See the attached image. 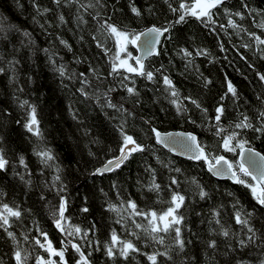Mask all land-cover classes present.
<instances>
[{
  "label": "trees",
  "instance_id": "trees-1",
  "mask_svg": "<svg viewBox=\"0 0 264 264\" xmlns=\"http://www.w3.org/2000/svg\"><path fill=\"white\" fill-rule=\"evenodd\" d=\"M179 2L0 0V152L8 161L0 170V210L6 203L21 212L19 219L9 217L8 231L16 240L0 228V264H16V250L27 256L24 264H36L38 257L62 264L35 243L39 239L47 247L42 233L53 248L64 251L66 264L79 260L72 244L81 247L91 264H151L148 254L165 251L171 259L158 256L157 264L264 261V208L251 189L213 177L202 159L171 154L156 143L152 131L195 133L211 162L223 155L241 179L254 184L239 172L240 148L227 152L222 143L224 136L238 132L236 140L264 155V131L253 130L264 126L260 117L264 81L259 78L264 75V44L255 38L264 40V0H225L212 9L214 16L207 23L190 15L177 23L179 13L171 8H178ZM89 4L94 6L86 7ZM132 5L140 16L132 13ZM109 17L130 39L151 26L168 28L157 52L143 62L144 69L153 73L152 80L125 68L113 72L112 64H118L115 38L98 31L100 22ZM230 18L238 27L229 25ZM94 35L111 51L97 47ZM125 48L121 59L126 57L139 69L134 44ZM164 76L172 81L177 97L171 96ZM229 82L235 97L228 93ZM128 87L134 94L127 92ZM25 100L28 105L21 107ZM109 101L117 108L108 107ZM220 105L224 113L219 128L225 131L217 135ZM30 106L36 109L39 135L25 127ZM243 116L253 127L235 129ZM121 125L145 150L132 153L112 171L96 174L98 167L119 154ZM43 152L52 159L38 155ZM153 182L159 189L152 187ZM201 190L206 193L203 198ZM174 193L185 197L178 209L183 220L177 225L183 251L175 245L174 232L145 231L150 217L134 215L128 206L134 202L142 213L160 214L171 205ZM62 201L63 231L55 225ZM237 213L248 225L236 222ZM77 227L80 233L74 231ZM248 227L255 231V243L241 247L239 241L251 235ZM224 229L227 237L222 235ZM113 232L120 240L132 241L139 252L125 259L119 255L122 245L117 244L116 255L109 258L105 245ZM153 236H163L164 244ZM212 240L214 248L209 247Z\"/></svg>",
  "mask_w": 264,
  "mask_h": 264
},
{
  "label": "snow or ice",
  "instance_id": "snow-or-ice-1",
  "mask_svg": "<svg viewBox=\"0 0 264 264\" xmlns=\"http://www.w3.org/2000/svg\"><path fill=\"white\" fill-rule=\"evenodd\" d=\"M78 2V0H76ZM97 3L100 2V0H96ZM225 2V0H181L179 2L178 8H171V11L174 13H179L177 23L182 22L185 20L186 16H192L195 17L197 20H201L202 22L207 23L208 21L212 20V17L214 16V13L212 12V9L218 8L220 5H222ZM55 3L59 4L60 0H55ZM94 5H87L86 7H93ZM246 7V5H245ZM47 11V9L45 10ZM131 11L136 16H140V10L135 7L134 5L131 6ZM227 11V10H225ZM99 14H97L98 16ZM235 16L243 18L241 12L234 13ZM61 21H63V16L60 17ZM110 17L107 19H104L103 22H100L98 31L102 33H107L108 36L115 38V44L117 47V51L115 53V61H118L117 63L112 64V70L115 72L117 68H125L130 73H138L139 75H144L148 80L153 79V73L151 71H146L144 69L143 63L140 61L139 58H136V63L140 66L139 69L136 67H133L128 63V59H121V53L126 50L125 46L129 43L135 44L138 40H140L141 36H144V46L148 48L149 52L152 51L154 45L159 42V37L162 36L165 32L168 31L167 27L159 28V27H151L148 28L145 32H141L138 35L137 34H131V39L129 38L130 34L118 27L117 25L110 22ZM214 22V21H212ZM229 25L233 27H238L236 23L230 18L228 20ZM223 27V25H221ZM25 35H28V33H24ZM254 35V34H252ZM259 43L264 44V40H261L259 37H255ZM93 40L96 41L97 47H100L104 49L105 53L108 51H111V49L105 48L104 44L101 42L100 39L97 38V36H93ZM61 43H66L64 41H61ZM186 55H191V53L185 52ZM200 54V53H197ZM131 58V57H129ZM0 71H3L2 68H0ZM61 75H63V71H61ZM84 74L81 73V76ZM260 80L264 81V75H260ZM163 83L167 85L171 89V96L177 97L178 92L175 90L172 81L167 77H163ZM83 92V89L80 90ZM127 92L129 94H134L135 90L131 87L127 88ZM228 93H231L234 97L237 95L235 87L231 84V82L228 83ZM190 99V98H186ZM223 100L224 97H221ZM173 104H176V100L171 101ZM193 104H196L197 107H200L199 104L195 100H192ZM24 105H28V101H23L21 104V107ZM108 107L111 108H117V105L112 104L110 101L108 102ZM31 110L29 112V119L26 123L25 127L29 132H34L35 134L39 135L38 130V120L36 117V109L34 106H30ZM122 108V106H121ZM126 111V110H125ZM206 111V110H205ZM216 116L215 121L217 122V135H220L225 130L222 128H219V122L221 120V116L224 113V108L222 105L218 106L216 108ZM260 117L264 118V112L260 113ZM252 124L249 122V118L247 116H243V118L238 122L235 123L234 128L235 129H246V128H252ZM120 134L122 136V144L119 148L120 155L117 156L114 160H108L107 163L104 165V170H111L112 167H119L121 163H123L124 160L128 159V157L138 151H144L145 148L141 144H139L136 139L132 135L127 134V132L124 130L123 125L120 126ZM254 131H264V126L260 128H253ZM153 132H155L157 142H163V138L161 137V134L159 132H156L155 129H152ZM185 135V134H181ZM240 133L238 132H232L226 136L223 137V143L222 147L227 152H235L236 148H240L241 150L244 149V145L246 141H238L236 140L237 136H239ZM187 140L191 141L196 145L197 153L195 156H190V159H202L208 162L209 170H215L217 175H222L224 172L223 165H227V168L229 171H231L232 178L234 181L238 184H243L246 187H249L251 189L253 197L258 201V203L262 206H264V172H262L259 176H254L247 168L244 167L243 164L239 166V172L243 173L244 176H251L253 180L257 181V184H250L247 183L244 179H241L239 175H237L236 171H232L233 165L223 156L218 155L214 156L213 160L215 163L213 164L211 161L208 160V155L205 152V149L200 146V144L196 141V137L192 134H186ZM235 141V143H233ZM251 152V149L248 150ZM38 155H41L42 157L46 158L47 160H51L52 156L49 155L48 152L38 153ZM261 160H264V157L260 158ZM21 165H24V158L21 156L19 160ZM250 163L255 166V162L250 160ZM8 164V161L4 158L2 154H0V170L4 169L6 165ZM26 167V165H25ZM100 169H97V172H100ZM176 171H179V169H176ZM23 178V177H21ZM173 184H176L177 181L175 179L172 180ZM152 187L154 189H159V185L155 184L153 182ZM201 198H203L206 193L201 190L199 193ZM185 200V197L183 195H180L178 193H174L171 198V205L162 213L158 214L155 211H152L150 213H142L137 210V205L134 202H129V207L133 210L134 215H144L146 218L150 217L149 219V229H145V231H150V233H169L174 232L175 233V245L183 251L184 248V241L181 239V229L177 225H179L183 217L178 215V209L182 206L183 202ZM84 211H88L87 208L83 209ZM64 212H65V202H61L59 206V218L55 220V225L58 229L63 231L61 221L64 219ZM218 215V213H216ZM9 217H14L16 219H19L21 217V212L18 209H13L8 204L2 205V210H0V228H3L4 231L7 233V236L13 240H16L15 233L12 231H8V228L11 227ZM219 223V220L216 221ZM236 222L238 224L242 225H248L247 219H242L240 214L237 213L236 215ZM7 226V227H5ZM137 228H140L141 225L137 224ZM74 231L76 233H80L81 229L79 227L75 228ZM248 232L251 233V235H248L247 240L241 239L239 241V244L241 247H246L248 243H255L256 240V234L253 228L248 227ZM72 233H69L71 235ZM42 235L45 237V241L47 244V247H45V244L42 243L39 239H35V243L39 245L41 248H43L45 251H47L51 256H58L62 262V264H66L64 261V251L63 250H57L53 248L52 242L50 240H47V234L42 233ZM86 236L87 233H84ZM222 235L227 237L229 235L228 230L224 229L222 230ZM153 240H155L157 243L163 245L164 244V237L163 236H153ZM27 239V237H25ZM117 244L122 245V247L119 248V255L125 259L128 258L129 254L131 252H139V249L132 243V241H124L120 240L119 237L116 235L115 232L111 235V242L110 244H106V255L109 258H114L116 255V252L114 251V248L117 246ZM216 242L214 240L209 241V247H215ZM72 247L75 249V251L79 254V260L77 261V264H91L88 257L85 255L83 251H81V247L78 244H72ZM16 264H24V260L27 259V256L22 257V253L20 250H16L14 253ZM158 256H164L166 259H171V256L168 254L167 251L165 252H156L154 254H148L147 259L151 261V264H157V257ZM36 264H55L54 261L51 260H45L44 257H38L36 260ZM238 264H242V262H238ZM261 264H264V261H261Z\"/></svg>",
  "mask_w": 264,
  "mask_h": 264
},
{
  "label": "water",
  "instance_id": "water-1",
  "mask_svg": "<svg viewBox=\"0 0 264 264\" xmlns=\"http://www.w3.org/2000/svg\"><path fill=\"white\" fill-rule=\"evenodd\" d=\"M151 27H153V26H151ZM151 27H148V28H151ZM148 28L144 29L141 32H145ZM161 37L162 36L159 37V42L154 45L152 51L149 52L148 48H146L144 46V43H143L145 37L141 36L140 40H138L134 44V47L136 49L135 59L139 58L140 61L143 63L146 59L153 56L158 50ZM157 132H159L161 134V137L163 138V142L158 143L156 135L154 133V139H155L156 143L159 144L161 147H163L168 152H170L171 154L185 158V159L193 160V161L200 160V159H190L189 158L190 156L196 155L197 149H196V145L194 143L187 140L186 134L190 133L193 136H195L196 141L199 143L198 138H197L195 133L190 132V131H183V130H168V131H157ZM181 134H185V135H181ZM249 149H251V152L248 151ZM0 154H1V152H0ZM119 155H120V152L117 156H119ZM116 157L111 158V160H114ZM261 157H264V155L261 152H259L258 150L254 149L252 147H249V146H244V149L243 150L240 149V151L238 153V162L240 165L243 164L244 167L247 168L254 176H259L262 172H264V160H261L260 159ZM250 160L255 162V166H253V164L250 163ZM107 161L105 163H107ZM105 163H103L100 167L97 168V169L101 170L100 172H97V169H96V171H95L96 174L105 173V172L112 171L115 168H117V167H112L111 170H104ZM212 163L214 164L215 162H212ZM205 164H206L207 171L213 177L218 178V179H227V180L234 182V179L232 178V175H231V171L228 170L227 165H223V168H224L223 174L217 175L215 170H212V171L209 170V165H208L207 161H205ZM232 171H234V169H232ZM237 175H238V172H237ZM248 177L253 181L254 184H257V181L253 180L251 176H248ZM262 207L264 208V206H262Z\"/></svg>",
  "mask_w": 264,
  "mask_h": 264
},
{
  "label": "rangeland",
  "instance_id": "rangeland-1",
  "mask_svg": "<svg viewBox=\"0 0 264 264\" xmlns=\"http://www.w3.org/2000/svg\"><path fill=\"white\" fill-rule=\"evenodd\" d=\"M123 59H127L126 57H124ZM128 63L130 64L129 60H128ZM131 65V64H130Z\"/></svg>",
  "mask_w": 264,
  "mask_h": 264
}]
</instances>
